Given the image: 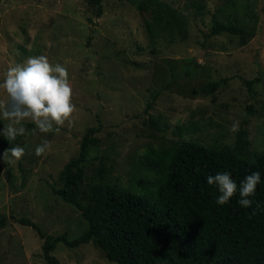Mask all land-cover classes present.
Listing matches in <instances>:
<instances>
[{"label":"rangeland","instance_id":"rangeland-1","mask_svg":"<svg viewBox=\"0 0 264 264\" xmlns=\"http://www.w3.org/2000/svg\"><path fill=\"white\" fill-rule=\"evenodd\" d=\"M102 6L98 16L89 0H0V104L8 101L2 87L8 69L44 55L67 69L75 106L73 123L59 131L42 133L30 119L11 143L0 131V220L6 218L0 264H47L44 239L22 218L70 239L88 229L81 211L54 189L62 188L61 171L78 157L90 127L98 129L100 145L91 149L86 182L100 179L103 161L111 184L151 201L150 149L183 140L233 144L246 129L250 155L264 151V0H103ZM218 22L252 35H212ZM236 122L238 131H230ZM7 123L0 114V130ZM44 140L50 148L37 156ZM13 146L25 155L8 164L3 153ZM53 254L60 264H118L93 242L76 248L60 242Z\"/></svg>","mask_w":264,"mask_h":264},{"label":"trees","instance_id":"trees-1","mask_svg":"<svg viewBox=\"0 0 264 264\" xmlns=\"http://www.w3.org/2000/svg\"><path fill=\"white\" fill-rule=\"evenodd\" d=\"M89 1L98 5L101 16L103 0ZM222 33L252 35L243 27L218 22L211 34ZM96 132L95 127L88 129L78 157L61 171L62 188L54 189L81 211L88 229L70 239L67 234L54 236L27 218L19 220L44 239L47 264H60L53 254L60 242L70 248L93 242L118 264H264V151L250 155L246 129L239 130L233 144L204 146L183 140L176 146L150 149L146 157L156 172L150 181L155 201L111 184L103 161L100 179L86 182L91 149L100 145ZM225 171L238 185L252 172L261 173L256 194L250 197L252 207L238 204V192L229 203H216L219 192L207 184V176ZM257 202L261 209L256 208ZM5 223L2 218L0 226Z\"/></svg>","mask_w":264,"mask_h":264},{"label":"clouds","instance_id":"clouds-1","mask_svg":"<svg viewBox=\"0 0 264 264\" xmlns=\"http://www.w3.org/2000/svg\"><path fill=\"white\" fill-rule=\"evenodd\" d=\"M2 87L8 94V101L0 104V114L9 123L4 124L0 131L9 143L25 134L26 129L22 126L25 119H30L42 133L59 131L66 121L69 125L73 123L70 117L75 106L72 103L73 91L68 82V71L61 64H50L46 56H32L25 64L10 67ZM230 131H238V122L232 125ZM48 148L50 143L44 140L36 147L35 154L40 156ZM24 155L23 147L13 146L4 151L3 159L8 164H14ZM260 181L259 171L247 175L239 185L227 171L207 176V184L218 189V205L229 203L238 192V204L244 208L252 207L253 200L250 197L255 196ZM256 208L261 209L259 202Z\"/></svg>","mask_w":264,"mask_h":264}]
</instances>
